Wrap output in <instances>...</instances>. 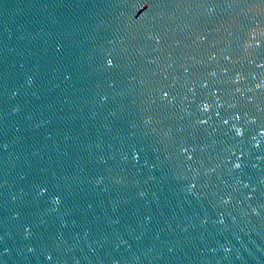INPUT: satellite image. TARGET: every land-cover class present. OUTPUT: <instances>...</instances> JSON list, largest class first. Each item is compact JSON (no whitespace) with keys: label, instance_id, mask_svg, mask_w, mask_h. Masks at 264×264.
Here are the masks:
<instances>
[{"label":"water","instance_id":"95a60500","mask_svg":"<svg viewBox=\"0 0 264 264\" xmlns=\"http://www.w3.org/2000/svg\"><path fill=\"white\" fill-rule=\"evenodd\" d=\"M0 264H264V0H0Z\"/></svg>","mask_w":264,"mask_h":264}]
</instances>
